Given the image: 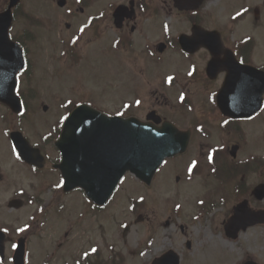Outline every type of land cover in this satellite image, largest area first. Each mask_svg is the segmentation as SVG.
<instances>
[{
	"label": "flooded vegetation",
	"instance_id": "flooded-vegetation-1",
	"mask_svg": "<svg viewBox=\"0 0 264 264\" xmlns=\"http://www.w3.org/2000/svg\"><path fill=\"white\" fill-rule=\"evenodd\" d=\"M159 2H122L129 7L120 27L115 25V8L103 20L108 29L112 21L113 27L118 30L113 44L122 52L142 49L151 57L155 67L168 52L185 58L176 62L181 66L178 70L166 74L154 73V87L151 89L154 104L148 112H154V117L161 121L154 123L172 122L180 129L189 130L191 138L182 154L166 158L154 173L151 186H154V227L149 228L153 231L149 236L154 243V251L149 264H207L205 253L196 248L198 245L204 248V239H201L204 235L190 234L188 228L197 220L216 223L221 210L227 209L219 222L223 240L234 245L242 241L264 243V105L252 116L238 117L226 114L221 103V106L218 104V95L230 71L239 70L236 65L257 67L264 72V0H204L200 6L197 2L187 1L185 10H179L174 0ZM9 3L10 0H0V12L6 10ZM13 12L15 18L25 15L21 5ZM237 13L240 15L237 16ZM164 14L171 18L170 22L163 20ZM144 20L145 24L154 26V30L142 27ZM27 37L28 32L22 31L14 38L25 53L28 50ZM193 37L199 39L193 40ZM261 44V50L257 51ZM256 54L262 57H255ZM213 61L215 70L211 73L209 65ZM29 73L27 61L20 79L25 80ZM168 77L173 78L171 82ZM141 91L145 90L141 88ZM18 92L21 94L19 89ZM209 155L212 156L211 162ZM193 161L196 166L189 172ZM172 176L175 183L181 186L179 189L185 190V198L177 200L170 190L171 194L164 197L159 206L162 191L174 189L167 186L169 180L173 181ZM180 202L188 204L183 212L180 211L183 207ZM38 205H41L40 214L46 216L48 204ZM242 205L248 211L237 213ZM108 211L109 205L102 207L92 202L87 210L96 220ZM233 215L237 224H251L230 236L226 225ZM133 217V221L124 225L122 238L125 243L133 225L147 219L141 210ZM91 221L94 227V219L91 218ZM99 225L103 231V225ZM28 228L22 235L13 236L12 228L0 220V229L7 238L4 255L0 254V264H14L13 245L20 236L26 237L24 264H111L104 249L109 247L106 237L91 239L90 252L82 253L80 258L72 249L62 250L65 241L72 236L71 228L65 231L66 240L60 242L56 250L51 253L39 251L40 255L35 256L28 249L32 242ZM161 230L164 231L162 235L159 234ZM101 234L107 235L108 232L105 230ZM193 237H199L194 239L196 246ZM93 248L96 252H92ZM215 252L220 255L218 249L207 251L213 256L212 264H216ZM85 253L88 255L83 259ZM117 258L115 264H126L120 257ZM250 259L253 258L247 256L238 264Z\"/></svg>",
	"mask_w": 264,
	"mask_h": 264
},
{
	"label": "rangeland",
	"instance_id": "rangeland-1",
	"mask_svg": "<svg viewBox=\"0 0 264 264\" xmlns=\"http://www.w3.org/2000/svg\"><path fill=\"white\" fill-rule=\"evenodd\" d=\"M67 1L68 5L61 7L57 0H23L25 17L19 15L13 27V34L23 30L28 32L26 43L31 75L25 82L27 93L24 84L22 88L27 108L23 116L15 115L0 105V163L3 175L0 179V220L12 228L13 236L22 235L29 227L32 242L28 249L35 256L40 255L39 251L51 253L56 250L58 244L66 240L65 231L71 228L72 236L65 241L62 250L72 249L78 258L82 253L90 252L91 239L106 237L109 247L104 249L111 264H115L117 257L126 264H149L154 251L150 237L153 231L149 229L154 227V186L147 188L135 176L128 175L109 205V211L96 220L87 212L89 203L83 192L63 194L62 177L52 166V162L60 157L53 141L58 138L57 131L64 122L62 117H66L70 107L79 100L89 101L111 114L124 111L127 116L144 118L154 104L151 92L154 73L166 74L178 70L181 66L176 62L185 58L168 52L155 67L144 50L133 49L131 53H125L116 47L113 43L118 30L113 27L112 21L108 29L103 17L111 12L113 6L127 0ZM80 7L84 8L83 12ZM166 15H163V20L170 22L171 18ZM145 23L144 20L142 27L154 30V26ZM82 28L84 31H80ZM257 55L262 57L260 54L255 57ZM46 105L48 109L44 110ZM17 129L43 149L50 160L46 169L36 171L16 155L9 133ZM172 179L167 186L174 189L162 191L159 206L162 199L172 192L177 200L185 198V190L179 189L181 186L175 183L174 176ZM13 197L26 198L25 208L10 210L8 201ZM40 203L42 206L48 204L46 216L40 214ZM180 203L183 205L180 211L183 212L188 204ZM140 210L147 219L133 225L125 243L122 238L124 225L133 221V215ZM226 212L227 209L218 212L216 223L197 220L188 228L190 234L204 235L201 238L204 239V248L194 242L199 237H193V242L197 249L205 253L207 264H212L213 260V256L207 253L209 249L220 251V255L217 252L213 254L216 264H238L247 256L264 264V243L242 241L234 245L222 239L219 222ZM91 218L94 219V227ZM99 224L103 225V231ZM105 230L108 234H101ZM163 233L162 230L159 232L160 235Z\"/></svg>",
	"mask_w": 264,
	"mask_h": 264
},
{
	"label": "water",
	"instance_id": "water-1",
	"mask_svg": "<svg viewBox=\"0 0 264 264\" xmlns=\"http://www.w3.org/2000/svg\"><path fill=\"white\" fill-rule=\"evenodd\" d=\"M19 1L11 0L9 10L0 14V102L17 113L22 103L15 92L16 76L24 66V58L21 48L10 39L9 29L13 21L11 9ZM187 1L203 2L176 0L177 6L183 9ZM65 3L66 0H59L60 5ZM125 8L117 9V23L123 20ZM236 66L239 70L230 71L219 101L229 115L251 116L263 103L264 73L256 68ZM68 117L56 141L62 155L56 167L61 170L65 191L82 187L98 204L109 200L128 171L150 185L164 158L183 152L190 139V133L181 132L171 123L157 127L135 117L108 116L86 104L78 106ZM151 118L154 116L149 115L148 119ZM11 140L22 159L38 168L44 167L41 151L33 147L22 132L13 131ZM20 202L15 200L11 206H18ZM234 230L236 228L229 229L228 233L231 235ZM4 240V233L0 231L2 252ZM25 248V239H21L15 254L16 264H24Z\"/></svg>",
	"mask_w": 264,
	"mask_h": 264
},
{
	"label": "snow or ice",
	"instance_id": "snow-or-ice-1",
	"mask_svg": "<svg viewBox=\"0 0 264 264\" xmlns=\"http://www.w3.org/2000/svg\"><path fill=\"white\" fill-rule=\"evenodd\" d=\"M239 15H240V13H237V16H239ZM165 27L167 28V26H165ZM80 31H84V29L82 28V29H80ZM197 39H199V38H198V37H193V40H197ZM73 43H75V41H73ZM189 75H192V72H189ZM172 79H173L172 77H168V81H169V82H171ZM68 103H72V102L69 101ZM136 103L139 104L140 101L137 100ZM73 115H74V114H73ZM62 119H63V120H69L70 118H69V117H62ZM225 123H228V121H225ZM208 159H209V161L211 162V161H212V156L209 155ZM195 166H196V162L193 161V162H192V165H191V166L189 167V169H188L189 172H191L192 169L195 168ZM201 203H202V202H201ZM246 211H248V210L245 209L243 206H241V208L237 209V213L246 212ZM19 230H20V231H24V229H19ZM5 231H6V229H5ZM13 247L15 248L16 245H13ZM92 252H96V249L93 248V249H92ZM84 255L87 256L88 253H85Z\"/></svg>",
	"mask_w": 264,
	"mask_h": 264
}]
</instances>
